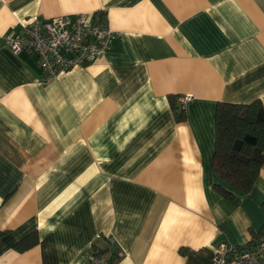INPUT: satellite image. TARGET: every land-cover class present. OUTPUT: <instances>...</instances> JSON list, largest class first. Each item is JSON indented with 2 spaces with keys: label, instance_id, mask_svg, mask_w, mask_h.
<instances>
[{
  "label": "crops",
  "instance_id": "obj_1",
  "mask_svg": "<svg viewBox=\"0 0 264 264\" xmlns=\"http://www.w3.org/2000/svg\"><path fill=\"white\" fill-rule=\"evenodd\" d=\"M79 13L116 32L85 66L46 81L6 43L27 17ZM256 99L264 0H0V264H83L92 246L114 264H216L219 240L254 245L264 163L234 204L212 155L216 104Z\"/></svg>",
  "mask_w": 264,
  "mask_h": 264
},
{
  "label": "built area",
  "instance_id": "obj_2",
  "mask_svg": "<svg viewBox=\"0 0 264 264\" xmlns=\"http://www.w3.org/2000/svg\"><path fill=\"white\" fill-rule=\"evenodd\" d=\"M115 31L102 19L79 13L53 17H27L20 32L10 31L6 43L18 54L29 51L36 56L46 81L75 66H85L100 57L111 45ZM190 94L178 98L184 107ZM110 244L111 237H107ZM111 247L92 246L83 264H114ZM216 264H264V237L254 245L240 247L219 240L214 252Z\"/></svg>",
  "mask_w": 264,
  "mask_h": 264
},
{
  "label": "trees",
  "instance_id": "obj_3",
  "mask_svg": "<svg viewBox=\"0 0 264 264\" xmlns=\"http://www.w3.org/2000/svg\"><path fill=\"white\" fill-rule=\"evenodd\" d=\"M214 127L212 165L223 183H215L214 186L221 195L236 204L239 199L229 189L238 193L248 192L264 163V105L259 99L249 103L218 102ZM3 234L4 231L0 230V237ZM37 241L38 234L34 230L18 240L14 247L24 250Z\"/></svg>",
  "mask_w": 264,
  "mask_h": 264
}]
</instances>
